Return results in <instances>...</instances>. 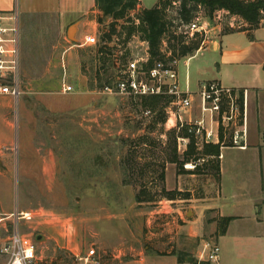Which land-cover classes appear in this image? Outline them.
Masks as SVG:
<instances>
[{"label":"rangeland","instance_id":"1","mask_svg":"<svg viewBox=\"0 0 264 264\" xmlns=\"http://www.w3.org/2000/svg\"><path fill=\"white\" fill-rule=\"evenodd\" d=\"M140 1L151 9L158 0ZM141 4L110 38L109 21L99 25L95 46H75L54 17H28L20 23L21 94L17 101L0 96V219L3 212H31L32 221L20 222V231L33 239L42 236L37 248L45 259L64 249L94 248L110 256L106 264H119L145 248L165 251L155 245L160 237H149L167 228L168 194L184 199L200 194L197 188L208 180L215 183L210 177L215 160L208 158L213 153L206 146L178 153L175 133L164 125L168 100L159 99L153 109L142 107L148 98L101 92L117 76V67L149 48L139 29L130 36L127 31ZM168 12L175 16V7ZM218 12L208 18L203 8L197 9L205 32L216 26L245 30L241 19ZM263 22L261 17L254 28H264ZM184 31L176 27L173 32L179 37ZM202 37L200 49L208 42L207 35ZM162 46L166 49L167 43ZM63 84L72 92L62 93ZM196 160L201 162L193 171L184 168ZM165 170L195 177L181 179L179 191L168 192ZM191 207L179 204L186 219L192 218Z\"/></svg>","mask_w":264,"mask_h":264},{"label":"crops","instance_id":"2","mask_svg":"<svg viewBox=\"0 0 264 264\" xmlns=\"http://www.w3.org/2000/svg\"><path fill=\"white\" fill-rule=\"evenodd\" d=\"M15 7L19 23L28 17H54L66 36L74 26L75 46L99 29L100 12L94 0H0V12ZM207 37L205 48L178 63L180 87L192 93L193 115L197 117L202 85L214 82L236 91L241 96L245 148L218 146L217 154L208 157L215 160L216 170L210 174L215 183L208 180L199 186L200 194L184 199L175 194V199L164 200L167 228L149 239L160 237L155 245L165 247V251L145 248L144 253L119 264H191L205 242L201 240L204 236L220 248L217 264H264V28L224 31L216 26L209 29ZM186 177L195 176L190 172L177 176L175 170H165L166 190L178 187L179 191L181 179ZM182 202L192 204L191 219L180 211ZM223 218L232 220L221 234L218 225Z\"/></svg>","mask_w":264,"mask_h":264},{"label":"built area","instance_id":"3","mask_svg":"<svg viewBox=\"0 0 264 264\" xmlns=\"http://www.w3.org/2000/svg\"><path fill=\"white\" fill-rule=\"evenodd\" d=\"M172 6L175 7L174 15L177 16L179 3L174 2ZM133 12L129 13V16L134 15ZM221 13L229 15L224 11L218 12V15ZM132 22L135 27L139 25V21L135 18ZM182 27L185 30L183 34L189 39L196 34L201 37L202 33L207 35V32L199 25L198 15L191 23L182 25L180 28ZM229 27L232 25L229 24ZM113 41H119V39L114 37ZM97 44V37L89 36L77 47ZM161 52L165 55V59L170 56V53L165 52V47H162ZM180 60L166 63L154 61L149 66L150 55L147 47L142 56L128 60L119 67L114 64L118 68L117 76L109 84L104 85L101 92L106 95L137 99L168 100L164 110L166 117L164 125L166 131L175 133L178 153L183 154L190 145L197 149L204 146H219V148L231 146L244 149L246 128L239 105L240 95L214 82L204 84L199 91L200 116H194L193 95L180 87L177 71ZM20 83V23L15 7L10 12H0V96H9L17 101L21 94ZM71 92L72 87L62 85V93ZM244 97L245 92L243 99ZM149 113V111L146 112V114ZM200 162L196 160L185 164L184 168L193 171ZM32 218L31 212L14 211L0 220V223L5 222L0 226V257L4 258L1 264H106V258H110L105 252L96 251L94 248L86 249L84 252L64 249L57 256L43 258L38 252L37 242L20 231V222H30ZM111 257L114 258V256ZM219 257V246L209 240L203 243L199 254L193 258L191 264H217Z\"/></svg>","mask_w":264,"mask_h":264},{"label":"trees","instance_id":"4","mask_svg":"<svg viewBox=\"0 0 264 264\" xmlns=\"http://www.w3.org/2000/svg\"><path fill=\"white\" fill-rule=\"evenodd\" d=\"M94 1L97 10L100 12V16L97 18L98 24L102 25L105 21H109L107 26L108 34H106L108 35V38H110L111 34L116 32V27L119 22L123 21L124 23H128L126 20H128L127 16H129V13L138 9L137 0ZM174 2L179 3L177 16H168L167 13ZM198 8H203L208 18H211L212 14L216 11L227 12L229 15L241 19L242 22H244L243 26H246L249 29H255L254 27L258 25L261 17H264L263 0H159L154 8L141 9L140 12L136 14L135 19L139 21L137 27H135L131 21L130 27L127 28L128 36L139 29L143 34L144 40L148 42L150 55L149 66H151L154 61L166 63L180 60L187 56H191L200 49L201 45L204 43L203 37L196 34L189 40L184 34L181 33V36L177 37L173 32L176 27L180 28L182 25L186 26L191 23V21L197 16L196 13ZM177 21L178 23H176ZM123 25L124 24L120 25L122 31L124 29L122 28ZM119 34H121V32L118 33V35ZM185 39L190 42H184L183 40ZM162 41L167 43L165 52L170 53V56L167 59H165V55L161 52L163 47ZM160 100L158 98H148L142 100L141 104L142 107L155 109L158 107V102H160ZM239 103L241 109V96ZM192 148L193 145H190L188 150H191ZM205 149L207 153H213L212 155H215L217 154L218 146H206ZM175 197V194L169 193L167 199H175ZM136 202L142 203L139 198L136 199ZM231 220V218H223L220 220L218 227L221 234Z\"/></svg>","mask_w":264,"mask_h":264},{"label":"water","instance_id":"5","mask_svg":"<svg viewBox=\"0 0 264 264\" xmlns=\"http://www.w3.org/2000/svg\"><path fill=\"white\" fill-rule=\"evenodd\" d=\"M74 36H75V27L73 26V27H71V28L68 30V32H67V37H68V39L71 40V42L75 43ZM34 240H35V242L38 243L40 240H42V236L37 235V236H35V239H34ZM188 261L191 262V259H189Z\"/></svg>","mask_w":264,"mask_h":264}]
</instances>
